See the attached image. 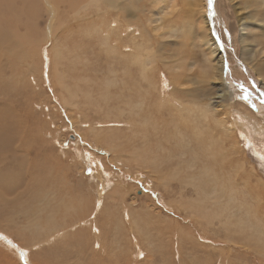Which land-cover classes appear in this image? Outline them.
I'll return each instance as SVG.
<instances>
[{
	"label": "rangeland",
	"instance_id": "374dc122",
	"mask_svg": "<svg viewBox=\"0 0 264 264\" xmlns=\"http://www.w3.org/2000/svg\"><path fill=\"white\" fill-rule=\"evenodd\" d=\"M76 1L0 0V135L18 160L0 263L264 264V0H215L222 21L207 0H146L119 29L107 0ZM138 14L142 79L125 71Z\"/></svg>",
	"mask_w": 264,
	"mask_h": 264
},
{
	"label": "bare ground",
	"instance_id": "6f19581e",
	"mask_svg": "<svg viewBox=\"0 0 264 264\" xmlns=\"http://www.w3.org/2000/svg\"><path fill=\"white\" fill-rule=\"evenodd\" d=\"M48 1V0H47ZM77 1H79V2H81V0H77ZM76 1V2H77ZM89 1V0H88ZM92 1V0H91ZM97 1V0H96ZM108 1V7H110L111 8V10L110 11H108V14H110V15H114L115 16V20L114 21H116V22H114L115 23V25H116V28L117 29H119V28H121V24H120V20H119V18H123L124 16H125V13L126 12H129L130 11V7H129V4L130 5H132V7H133V9H134V13H140L141 15H145V9H146V7L145 8H143L144 6H145V1L146 0H107ZM121 1H126L127 3H122L121 4ZM176 1L177 0H171V5H176L177 3H176ZM46 2V1H45ZM79 2H77V3H79ZM98 2V1H97ZM100 2V1H99ZM199 2H200V5H201V1L199 0ZM50 3V2H49ZM86 3V6L89 4H91V3H87V2H85ZM93 3H94V0H93ZM207 3H208V0H207ZM80 4V3H79ZM79 4H77V5H79ZM52 5V4H51ZM85 5V4H84ZM96 5V4H95ZM208 6H209V4H208ZM215 6L218 8V6H219V3H215V0H213V2H212V5H211V8H210V10L209 11H211L210 12V14H211V19L213 20V19H217L218 18V21L219 20H221L222 21V19H220V18H223V16H221L219 13H217V15L215 14ZM83 7H85V6H83ZM51 11L52 12H54L53 10H52V8H51ZM97 12V11H96ZM106 13V12H105ZM209 13V12H208ZM140 14H138V18L140 19V21H139V29H140V32H141V30H142V34L140 35V34H138L139 35V37L140 38H135L136 40H141L142 41V43L139 45V46H134V49H135V52H133V54H132V56H135V57H133L131 60H132V62H130V63H126V75H128V76H130V73H129V67L130 66H133V68H135V69H137V73L136 74H138V76H139V78L140 79H142L143 78V75L145 74L146 75V73H148V72H152L153 71V67L152 66H148L147 65V63L149 62V63H154V60H155V58L152 56V54L151 53H149L148 52V50H144V48H142V44H144V42H148V39H150V38H152V35L149 33V31H148V29H147V22H146V18L143 20L142 18H141V15ZM52 18V17H51ZM251 18H252V16H250V17H248V19L249 20H251ZM210 19V20H211ZM217 21V22H218ZM208 22H209V20H208ZM224 22V21H223ZM222 22V23H223ZM221 23V22H220ZM225 23V22H224ZM224 23L222 24V25H224ZM52 24V23H51ZM118 24H119V26H118ZM221 24H219V26H220ZM222 25H221V27H222ZM48 26H49V24H48ZM48 26H47V33L48 34H50L51 33V31H50V28H48ZM213 26V25H212ZM217 27V26H216ZM216 27H212V31H213V34H214V36H216V38L218 37V44L220 45V47H221V41H220V38L222 37L223 38V40L225 41V42H227L228 41V39H230V36H228V35H226V34H221L222 36L220 37V35H218V33H217V31L216 32H214L215 30H216ZM218 28V27H217ZM133 30H135V29H133ZM224 31H225V28L223 29ZM243 30V29H242ZM137 31V30H136ZM144 31V32H143ZM222 31V30H221ZM220 31V32H221ZM0 33H1V35H2V37L3 38H0V41H5L6 43H7V45H6V53H9V50H8V46L10 45V38H9V36L6 34V33H8V30L6 29V30H3V29H1L0 28ZM137 33H139V32H137ZM145 33V34H144ZM228 33V32H227ZM145 35H146V37H147V39L145 38ZM150 40H152V39H150ZM208 42V41H207ZM159 46V45H158ZM228 46V45H227ZM4 49L5 48H3V47H1V51L3 52L4 51ZM150 49V48H149ZM229 49V48H228ZM133 50V49H132ZM215 51H213L212 53H211V56L210 57H213V55L215 54L214 53ZM115 71V70H114ZM205 75L207 76L208 74L205 72ZM218 75H219V73L217 72V75H216V77H218ZM251 81V80H250ZM252 86H256V84L255 83H252L251 84ZM164 88V87H163ZM218 88V90H216L215 91V95H213V97H216L217 98V101H215L216 102V105L214 106V107H216V108H220V109H222L223 110V108L225 107L224 106V104H223V102H225V101H227V100H229L230 102H231V94L229 93V92H227L226 91V89H225V87H217ZM212 89H214V88H212ZM256 89H257V87H256ZM257 91V90H256ZM255 91V92H256ZM262 94H264V92L262 91L261 92ZM260 93V94H261ZM263 96V95H262ZM257 97V96H256ZM248 98V97H247ZM215 108V109H216ZM226 108V107H225ZM244 111H246V109H245V107H242L241 108V110L240 111H238V113L240 114V115H249V112L247 111L246 112V114L244 113ZM261 113V112H260ZM262 116H264V114L262 115ZM244 122H247V121H244ZM13 125V124H12ZM246 125V124H245ZM244 125V126H245ZM13 127V129H14V125L12 126ZM246 127V126H245ZM16 128V127H15ZM12 129V131H11V138L12 139H14V134L17 132V130H13ZM244 132V131H243ZM245 133V132H244ZM26 147V146H25ZM13 148V144H12V141L9 139H6V138H4V137H2L1 135H0V158L2 159V158H8V157H10V158H8V160L7 161H5V162H1V165H0V170L2 171V170H5L6 171V174H5V176H4V174H3V176H0V203H1V206L2 207H6V204H7V201H6V199H7V195H11V194H15L16 193V195H17V192H16V187H15V184H16V181L14 182L13 180H14V174H16L17 172H14L13 171V169H14V166H13V164H12V162H13V158H15L16 156L13 154L14 153V150H11ZM8 152H10L11 153V156H8V155H6V153H8ZM262 153V152H261ZM4 156V157H3ZM259 157V156H258ZM15 160H17L16 158H15ZM14 160V161H15ZM20 161V160H19ZM16 162V161H15ZM22 162V161H21ZM16 163H18V160H17V162ZM15 163V164H16ZM35 166V165H34ZM18 167V166H17ZM35 168H37L36 166H35ZM233 169V168H232ZM20 170V169H19ZM18 170V171H19ZM34 170V169H33ZM0 171V172H1ZM21 171H26V170H23V169H21ZM3 172V171H2ZM2 172L0 173V175L2 174ZM20 173V172H19ZM26 173H27V171H26ZM22 174H23V172H22ZM29 174V173H28ZM18 175V174H17ZM17 175H15L16 177H18ZM20 175H21V173H20ZM27 175V174H26ZM30 175V174H29ZM28 175V176H29ZM223 175V174H222ZM24 176H25V174H24ZM32 177V176H31ZM33 178V177H32ZM27 180V179H26ZM216 181V180H215ZM25 182V181H24ZM20 182H18V184H19ZM24 184V183H23ZM21 185L22 187H24V185ZM26 184V183H25ZM28 184V183H27ZM223 184V183H222ZM17 185V184H16ZM29 185V184H28ZM28 185H26V187H24V188H27L28 187ZM218 185V184H217ZM18 186V185H17ZM20 186V187H21ZM215 186V185H214ZM22 187H21V190H22ZM218 187V186H217ZM221 187H222V185H221ZM224 187V186H223ZM231 188V187H230ZM245 188V187H244ZM225 189V188H224ZM238 190H239V188H238ZM22 194H24V192H23V190L22 191H20ZM238 193V192H237ZM13 194V195H14ZM20 194V193H19ZM28 194V193H27ZM213 194V193H212ZM215 194V193H214ZM12 195V198L13 197H15V196H13ZM213 196V195H212ZM237 196V195H236ZM20 197V196H19ZM202 197V196H201ZM229 197V196H228ZM21 198H22V196H21ZM213 198V197H212ZM235 198V197H234ZM236 198H238V197H236ZM206 199V198H205ZM204 199V200H205ZM233 199V198H232ZM20 200V199H19ZM204 200H203V203H204ZM214 200V199H213ZM14 201V200H13ZM210 201V200H209ZM235 201V200H234ZM208 202V201H207ZM212 202V201H211ZM214 202V201H213ZM194 203V202H193ZM197 203V202H196ZM13 204V203H12ZM12 204H10V205H12ZM17 204V203H16ZM27 204V203H26ZM210 204V203H209ZM209 204H207V206L209 205ZM225 204V203H224ZM233 204V203H232ZM19 205V204H18ZM244 205V204H243ZM99 206V205H98ZM203 206V205H202ZM206 206V205H205ZM226 206V205H225ZM237 206V205H236ZM12 207V206H11ZM27 207V206H26ZM27 209V208H26ZM223 209V208H222ZM240 210V209H239ZM243 210V209H242ZM5 212H9V209L7 208V209H5L4 210ZM230 211V210H229ZM238 211V210H237ZM234 212V211H233ZM249 213V212H248ZM224 214V213H223ZM234 214V213H233ZM238 214V213H237ZM16 215V214H15ZM14 215V216H15ZM225 215V214H224ZM226 215H227V212H226ZM231 216V215H230ZM203 217V216H202ZM225 217V216H224ZM226 217H228V216H226ZM233 217V216H232ZM237 217V216H236ZM245 217V216H244ZM17 218V217H16ZM242 218V217H241ZM226 219V218H225ZM239 219V218H238ZM237 219V220H238ZM243 219V218H242ZM241 219V220H242ZM229 220V219H228ZM230 220H231V218H230ZM230 220H229V223H230ZM248 220V219H247ZM207 221V220H206ZM222 221V220H221ZM233 221H234V219H233ZM208 222V221H207ZM228 222V221H227ZM237 222V221H236ZM215 223V222H214ZM226 223V222H225ZM222 224V223H221ZM242 224H244V223H242ZM241 224V225H242ZM208 225H210V224H208ZM219 225V224H218ZM231 225V224H230ZM211 226V225H210ZM213 226V225H212ZM221 227V226H220ZM223 227V226H222ZM221 227V228H222ZM223 230V229H222ZM59 233V232H58ZM58 233L57 232H55L54 234H57L56 236H58ZM52 236H53V234H52ZM52 236H50V240H52L53 238H52ZM55 238V237H54ZM50 242V241H49ZM1 264V263H0Z\"/></svg>",
	"mask_w": 264,
	"mask_h": 264
},
{
	"label": "snow or ice",
	"instance_id": "6c2138e0",
	"mask_svg": "<svg viewBox=\"0 0 264 264\" xmlns=\"http://www.w3.org/2000/svg\"><path fill=\"white\" fill-rule=\"evenodd\" d=\"M213 0H208L209 7L211 8Z\"/></svg>",
	"mask_w": 264,
	"mask_h": 264
}]
</instances>
